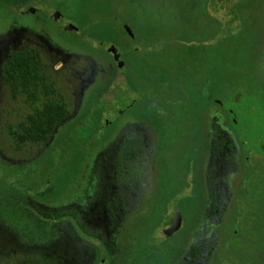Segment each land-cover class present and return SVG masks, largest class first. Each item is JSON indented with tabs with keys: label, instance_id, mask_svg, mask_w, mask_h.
<instances>
[{
	"label": "rangeland",
	"instance_id": "374dc122",
	"mask_svg": "<svg viewBox=\"0 0 264 264\" xmlns=\"http://www.w3.org/2000/svg\"><path fill=\"white\" fill-rule=\"evenodd\" d=\"M34 1L0 0V161L10 168L0 190V264H217L221 249H237L245 234L251 241L244 248L261 262L264 92L252 90L255 79L264 89V0H233L256 4L251 10L261 18L259 41L216 77L206 71L204 84L211 93L199 97L190 94L188 76L193 72L184 66H177L174 74L155 69L154 60L135 59L117 45L114 32L88 31L87 0ZM199 2L169 0L134 13L139 38H152L160 27L184 21L188 8ZM201 3L206 17L221 29L218 36L232 37L238 28L223 33L228 17L222 9L212 0ZM32 6L33 14L28 12ZM54 12L62 21L52 19ZM68 24L78 31L67 30ZM109 44L118 49L122 73L107 52ZM209 47L197 41L188 52L199 64L208 63ZM24 49L38 56L42 74L69 111L46 143L18 138L32 105L23 95L12 98L3 79L8 56ZM216 59L213 54V68ZM197 98L210 103L202 107ZM219 100L220 108L214 104ZM86 122L79 134L94 151L81 174L70 168L58 177L55 155L61 148L70 152L87 146L74 132ZM37 163L47 165L39 166L44 171L38 184L53 186L49 194L42 187L43 194L35 197L12 175L24 176ZM210 204L217 212L206 217ZM41 212H69L73 217L46 229ZM178 214L180 229L165 238L162 222ZM245 216L255 222L246 225Z\"/></svg>",
	"mask_w": 264,
	"mask_h": 264
},
{
	"label": "trees",
	"instance_id": "16d2710c",
	"mask_svg": "<svg viewBox=\"0 0 264 264\" xmlns=\"http://www.w3.org/2000/svg\"><path fill=\"white\" fill-rule=\"evenodd\" d=\"M167 1L169 0H87L84 9V26L88 31L114 32L117 36V40L120 42L119 43L116 40L115 42L117 45L126 48L129 55L135 59L139 60L143 57L145 63L154 60L153 63L156 65L155 69H159L157 68V66H159L166 68L167 71H170V73L173 72L174 74L176 73L177 66H184L186 71L193 72L191 76H188L189 84L187 85L190 87V94L196 97H199L200 95L207 96V94L211 93L209 86L205 85V76L208 75L207 73H210L212 77H216L221 71L223 72L229 66H233L240 56H244L252 51V48L258 43L260 36H257V34L261 27L259 26L261 18L259 15H255L257 12L253 13V8L251 10V7L256 4L234 3L233 0H212L213 4L220 7L223 13L228 17L225 20L226 24L223 33L232 30V28H238L232 37H225L222 34L221 36H218V31L221 29H219L218 24H215L206 17L203 12L204 5L200 0L199 6L197 5L196 8L190 6L188 8L185 12L187 18H185L184 21L173 25L162 26L154 37L149 39L145 38L141 41L138 33V24L136 23L133 14L138 11H144L148 8H156L163 5L162 2L165 4ZM121 23H124L125 25L122 26ZM124 26H128L131 29L133 33L132 39L126 35ZM205 30L210 31L211 33L209 34L206 32L207 34H204ZM215 38H217L216 41ZM121 39H124L123 41L128 40L130 44L134 43L138 47H128L127 44L124 45L125 43L120 41ZM201 39L208 42L210 46L208 52L210 60L212 61L213 54L218 57L216 63H214L217 65L214 68L212 67V63H210V60L208 62L209 64L207 62L199 64L198 60L188 52L192 47V44L197 41H202ZM211 42L214 43L212 44ZM95 44L106 46L107 43L96 42ZM156 49L157 51L155 52ZM205 50L207 51L206 48ZM223 54L226 55L228 59L224 58ZM38 61V56L35 53L29 49H24L22 51L12 52L8 56L3 68V79L10 89L12 98H16L18 95H23L32 105V114L29 115L26 122L20 126L22 129V135H19L18 137L21 141L29 143H46L53 135L56 128L63 125L69 116L66 102L55 90L52 83L44 77ZM119 71L121 73L123 72L120 69ZM133 78L136 80L137 75ZM254 81L256 86L253 87L252 91H256L260 94L263 93L264 89L261 90L257 87L258 82L256 79ZM249 93H247V95H250ZM262 98H264V95ZM38 102L40 107H34V104ZM198 102L202 107H205L210 103L201 98L198 99ZM221 102V100L215 101L214 104L220 108ZM87 123L88 122L82 123L83 127L79 126L74 132H76L77 135L82 130L85 132L84 129ZM64 130L67 132L66 129ZM70 132L71 131H69V134ZM87 134L90 133L87 132ZM78 139L83 146L88 144L86 143L87 139L81 137L80 134L78 135ZM227 140H230V138H227ZM64 144L66 145V143ZM74 148L70 152L66 148H61L60 155H55V159L58 161L54 160V162H56L54 167L56 168L55 174L58 177L67 175L70 172V168L77 170V172L81 174L85 167L86 157L94 151V147H89L88 145L81 150L79 149L80 151H77L78 146L77 149ZM96 148L98 147L96 146ZM132 153H134V151ZM80 158L82 160H80ZM69 162H71V165ZM40 165L47 166L46 164L37 163L33 169L27 170L24 176L22 175L15 178L14 175H12V179H14L19 187L24 188L27 193L34 192L35 197L43 194L45 188L42 190V187H48L46 193L49 194V188L52 189L53 186L46 183L38 184L39 174L42 175L44 171L40 169ZM1 168L6 172L4 174L0 170V190L4 187L2 182L3 177H6V174L8 173L7 169H10L6 168V165L0 161V169ZM77 178L78 177H74L71 178V180H76ZM76 183L77 182H75V184ZM70 185L71 188L72 186L74 187V183L70 182ZM76 189L77 187H75L71 193ZM62 193L64 192L62 191ZM49 196L50 195L47 197ZM211 208L212 205L210 204V211L208 208L205 211L206 217L207 215L209 216V214H212V212H217V209L211 211ZM65 217H73V215L69 212H41L40 222L43 227L48 229L52 222L55 224ZM249 221L255 222L248 216H245L244 223L248 225ZM48 232L49 230L47 233ZM247 237V234L243 235L242 238H240L241 241L238 248H232L236 252H233L231 248L226 251H222L221 249L220 252H223L222 258L217 261V264H225L227 262L230 264H239L242 262L244 264H264V256L261 258L262 261L260 262V260H256V257L253 256L254 254H250L249 250L244 248V242L251 241ZM224 240L225 239H223V241ZM103 244V246L109 251L107 244L105 242H103ZM95 250L98 251L97 247H95ZM98 255L106 258V254H102L101 252H99ZM191 255L192 257L194 256L193 253H191Z\"/></svg>",
	"mask_w": 264,
	"mask_h": 264
},
{
	"label": "water",
	"instance_id": "95a60500",
	"mask_svg": "<svg viewBox=\"0 0 264 264\" xmlns=\"http://www.w3.org/2000/svg\"><path fill=\"white\" fill-rule=\"evenodd\" d=\"M61 18V15L59 12H54L52 14V19L54 21L59 20ZM67 30H77L73 25L68 24L67 25ZM124 31L126 33V35L129 38H133V33L131 31V29L128 26H124ZM107 52L112 56L113 61L117 64L118 69H121L124 65L123 61L119 60V52L118 49L115 45L113 44H109L107 46ZM182 225V218L181 215L178 214L175 216V219H168L167 221H164L162 226L165 228V236L170 237L172 236V234L177 231L178 229H180Z\"/></svg>",
	"mask_w": 264,
	"mask_h": 264
},
{
	"label": "flooded vegetation",
	"instance_id": "af4514ba",
	"mask_svg": "<svg viewBox=\"0 0 264 264\" xmlns=\"http://www.w3.org/2000/svg\"><path fill=\"white\" fill-rule=\"evenodd\" d=\"M38 2H39V0H35V1H34V3H38ZM28 12L31 13V14H33V12H35L34 9H33V6L28 8ZM57 21H62V19H59V20H57ZM65 24H66V23H65ZM73 31L76 32L75 30H73ZM77 31H78V30H77ZM120 70H122V69H120ZM175 216H176V215H175ZM168 219H172V218H168ZM164 221H165V220H164ZM164 221H163V222H164ZM163 222H162V224H163ZM162 231H164V230H163V226H162ZM164 237H165V238H169V237L165 236V232H164Z\"/></svg>",
	"mask_w": 264,
	"mask_h": 264
}]
</instances>
